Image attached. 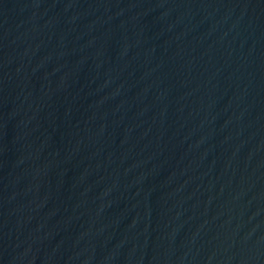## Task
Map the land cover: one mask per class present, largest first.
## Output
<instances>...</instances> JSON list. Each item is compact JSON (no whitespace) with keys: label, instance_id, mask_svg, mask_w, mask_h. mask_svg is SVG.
I'll return each mask as SVG.
<instances>
[{"label":"water","instance_id":"water-1","mask_svg":"<svg viewBox=\"0 0 264 264\" xmlns=\"http://www.w3.org/2000/svg\"><path fill=\"white\" fill-rule=\"evenodd\" d=\"M0 264H264V0H0Z\"/></svg>","mask_w":264,"mask_h":264}]
</instances>
